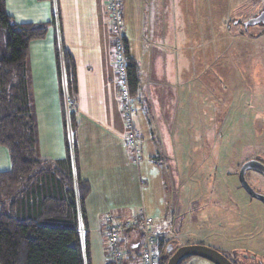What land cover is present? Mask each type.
<instances>
[{
	"label": "crops",
	"instance_id": "0c3cea01",
	"mask_svg": "<svg viewBox=\"0 0 264 264\" xmlns=\"http://www.w3.org/2000/svg\"><path fill=\"white\" fill-rule=\"evenodd\" d=\"M105 3L106 0H6V10L16 22H48L53 8H57L64 46L74 59L78 87L73 106L78 123L77 169L89 185L83 200L85 227L81 235L87 238L90 264H106L105 215L121 222L131 220L143 210L139 203L145 202L150 218L166 222L171 216L167 172L175 130L172 117L157 120L152 111L161 105L173 106V102L168 103L169 95L177 99L176 93H184L187 87L180 81L179 69V58L185 59L179 47L183 49L187 44L186 32L183 38L180 35L187 0H121L127 55L136 63L139 74L138 92L130 100L131 120L139 133V152L134 155L125 140L129 116L121 97L116 39ZM54 34L55 29L49 27L45 38L30 42L26 66L37 127V154L47 160L61 159L65 154ZM149 102L151 111L146 109ZM10 166L8 150L0 145V171ZM155 233L161 238L169 236L166 232ZM140 237L136 228L120 234L125 251L121 264H140ZM168 248L172 249V245ZM186 258L184 264L197 263L191 256Z\"/></svg>",
	"mask_w": 264,
	"mask_h": 264
},
{
	"label": "rangeland",
	"instance_id": "374dc122",
	"mask_svg": "<svg viewBox=\"0 0 264 264\" xmlns=\"http://www.w3.org/2000/svg\"><path fill=\"white\" fill-rule=\"evenodd\" d=\"M262 9L261 0H187L180 28L187 44L179 47L185 58H179L180 81L187 87L177 99L169 95L173 106L152 111L157 120L172 117L175 130L167 172L172 213L166 222L151 218L153 230L169 235L163 241L172 252L201 242L236 264H264V203L238 178L242 162L264 163V23L243 25ZM244 178L264 195V176L250 168ZM141 206L147 216L146 203Z\"/></svg>",
	"mask_w": 264,
	"mask_h": 264
},
{
	"label": "trees",
	"instance_id": "16d2710c",
	"mask_svg": "<svg viewBox=\"0 0 264 264\" xmlns=\"http://www.w3.org/2000/svg\"><path fill=\"white\" fill-rule=\"evenodd\" d=\"M58 19L57 8H53L48 22H16L6 10V0H0V145L7 148L11 163L8 170L0 171V264H90L87 238L81 235L89 185L79 176L74 138L78 125L73 110L78 92L76 69ZM49 27L55 29L64 130L65 154L57 160L41 159L37 154L26 67L30 42L45 38ZM123 44L126 89L120 92L126 108L138 92L139 74L124 39ZM168 246L163 238L157 239L159 264H166L172 254L166 252ZM106 264L113 263L107 258Z\"/></svg>",
	"mask_w": 264,
	"mask_h": 264
},
{
	"label": "built area",
	"instance_id": "2783aa9c",
	"mask_svg": "<svg viewBox=\"0 0 264 264\" xmlns=\"http://www.w3.org/2000/svg\"><path fill=\"white\" fill-rule=\"evenodd\" d=\"M105 7L109 14L111 30L116 39V49H123L121 52H116L118 55L117 66L118 74L121 79V91H124L126 89V81L121 0H106ZM68 108L71 109L67 104V111H69ZM126 115L131 119L132 113L129 105L126 106ZM138 139L139 133L129 120L128 132L125 136V140L132 147L134 155H137L139 152ZM130 228L138 229L141 235L139 244V263L159 264L160 255L157 250V235H155L153 230L152 219L146 216L142 209L137 212L133 219L124 222L113 220L111 216L105 215L103 233L108 246L107 258L113 264H119L121 262L125 256V251L121 246L120 233Z\"/></svg>",
	"mask_w": 264,
	"mask_h": 264
},
{
	"label": "water",
	"instance_id": "95a60500",
	"mask_svg": "<svg viewBox=\"0 0 264 264\" xmlns=\"http://www.w3.org/2000/svg\"><path fill=\"white\" fill-rule=\"evenodd\" d=\"M259 23H264V11L260 12L255 17L247 20L243 25H255ZM257 160L255 159H248L246 160L239 169V182L241 186L246 190V192L254 197L257 200H260L264 203V195L259 194L252 190V188L247 184L244 173L247 169L253 168L254 166H257ZM170 251L171 248H168ZM188 256H197L200 258H203L207 261H209L212 264H233L224 254H222L220 251L203 245V244H186L177 247L172 254L170 255L169 259L167 260L166 264H178L181 259L188 257Z\"/></svg>",
	"mask_w": 264,
	"mask_h": 264
},
{
	"label": "flooded vegetation",
	"instance_id": "af4514ba",
	"mask_svg": "<svg viewBox=\"0 0 264 264\" xmlns=\"http://www.w3.org/2000/svg\"><path fill=\"white\" fill-rule=\"evenodd\" d=\"M261 11H264V9H262V10H260L259 12H261ZM255 160H257V162H259V164L258 163H256L257 164V166H254L253 168H251L252 170H254V171H256V172H258L260 175H262V176H264V163L263 162H261L260 160L258 161V159L257 158H255ZM243 164V162L239 165V169H240V167H241V165ZM239 169H238V174H239ZM246 172H247V170L245 171V173H244V177H245V174H246ZM247 193V192H246ZM252 197V196H251ZM254 198V197H253ZM199 244H201V242H199ZM227 257V256H226ZM228 258V257H227ZM229 259V258H228ZM230 260V259H229ZM233 264H236V263H234L232 260H230Z\"/></svg>",
	"mask_w": 264,
	"mask_h": 264
}]
</instances>
